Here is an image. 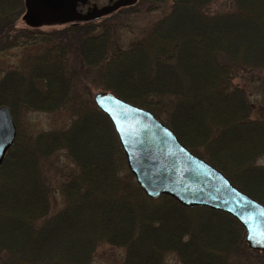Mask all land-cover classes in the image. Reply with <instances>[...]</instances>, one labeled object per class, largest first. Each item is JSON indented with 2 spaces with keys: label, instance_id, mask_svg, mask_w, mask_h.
I'll return each instance as SVG.
<instances>
[{
  "label": "trees",
  "instance_id": "16d2710c",
  "mask_svg": "<svg viewBox=\"0 0 264 264\" xmlns=\"http://www.w3.org/2000/svg\"><path fill=\"white\" fill-rule=\"evenodd\" d=\"M214 2L171 0L123 47V23L161 0L49 32L16 27L24 0H0V54L35 48L1 72L0 106L15 124L21 112L70 114L65 128L35 138L16 127L0 166V264H90L100 245L122 248V264H163L167 254L180 264H247L244 230L232 217L144 195L112 124L90 99L95 89L108 91L149 111L264 205V119L252 117L233 83L264 75V0H231L211 13Z\"/></svg>",
  "mask_w": 264,
  "mask_h": 264
},
{
  "label": "water",
  "instance_id": "95a60500",
  "mask_svg": "<svg viewBox=\"0 0 264 264\" xmlns=\"http://www.w3.org/2000/svg\"><path fill=\"white\" fill-rule=\"evenodd\" d=\"M135 0H24L23 20L32 27L89 21ZM93 102L111 122L126 166L149 199L169 196L181 206L223 212L244 229L251 250L264 251V205L235 188L205 160L182 146L150 112L108 91ZM16 137L8 107L0 106V166Z\"/></svg>",
  "mask_w": 264,
  "mask_h": 264
},
{
  "label": "rangeland",
  "instance_id": "374dc122",
  "mask_svg": "<svg viewBox=\"0 0 264 264\" xmlns=\"http://www.w3.org/2000/svg\"><path fill=\"white\" fill-rule=\"evenodd\" d=\"M171 0H161V5L157 10L150 13H137L130 18V21L123 23L120 28V44L124 47L131 40L137 37L141 29H143L148 23L153 22L161 18L169 10ZM231 7V0H215L209 7V12H223ZM98 21H94L97 23ZM16 27H27L22 19H19L16 23ZM63 25L48 26L44 25L37 30L49 32L52 30L63 28ZM34 51V47H18L12 50L6 51L0 54V73L6 69L13 68L18 65L20 58L26 51ZM3 73L0 74V77ZM233 83L244 89L249 101L252 104V117L264 119V75L262 78H257L255 75L251 77L238 76L234 78ZM99 91L95 89L93 95ZM92 95V98H93ZM90 98V99H92ZM18 130L24 137L31 136L33 138L38 137L42 132H48L56 129L65 128L70 122V114L66 109H59L55 112H37L28 111L21 112L16 119ZM62 130V129H61ZM59 160H62L63 153H58ZM264 164V162H260ZM56 209L61 207V200L59 195H55ZM55 209V210H56ZM244 240V238H243ZM247 247V245H246ZM246 256L247 264H264V251L251 250ZM255 252V253H253ZM235 259L243 260L239 254H236ZM124 251L122 248L113 247L109 245H100L96 248L94 258L90 264H122ZM245 260V259H244ZM163 264H180L178 258L174 254H167L163 260Z\"/></svg>",
  "mask_w": 264,
  "mask_h": 264
},
{
  "label": "bare ground",
  "instance_id": "6f19581e",
  "mask_svg": "<svg viewBox=\"0 0 264 264\" xmlns=\"http://www.w3.org/2000/svg\"><path fill=\"white\" fill-rule=\"evenodd\" d=\"M94 96V95H93Z\"/></svg>",
  "mask_w": 264,
  "mask_h": 264
}]
</instances>
